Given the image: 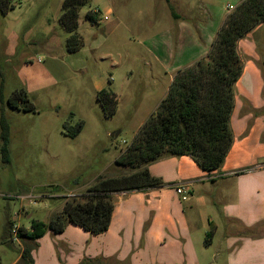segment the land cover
<instances>
[{
  "label": "rangeland",
  "instance_id": "obj_1",
  "mask_svg": "<svg viewBox=\"0 0 264 264\" xmlns=\"http://www.w3.org/2000/svg\"><path fill=\"white\" fill-rule=\"evenodd\" d=\"M62 2L8 0L7 12L0 11V115L9 127L6 163L0 155V264H25V245L37 264H175L179 237L164 230L162 243L155 245L145 236L153 227L148 192L111 197L123 214H116L108 235L95 237L69 223L62 233L47 230L36 242L17 235L32 219L47 223L61 214L66 199L81 201L98 178L130 173L115 160L165 95L173 71H164L150 53L174 38L165 0H88L77 16L82 45L75 53L67 52L68 34L59 24ZM193 2L221 15L231 10L227 4L235 5L234 0H170L178 13ZM89 11L98 12L97 22L86 17ZM182 40L171 43L178 63L204 47L199 41L198 49L181 53ZM161 52L166 55V49ZM102 89L116 95L117 110L110 118L96 100ZM18 90L26 92L33 110L7 106ZM78 123L80 133L67 136ZM204 239L205 232L197 231L191 243L199 248Z\"/></svg>",
  "mask_w": 264,
  "mask_h": 264
},
{
  "label": "crops",
  "instance_id": "obj_2",
  "mask_svg": "<svg viewBox=\"0 0 264 264\" xmlns=\"http://www.w3.org/2000/svg\"><path fill=\"white\" fill-rule=\"evenodd\" d=\"M240 1L227 4L231 10L222 15L195 2L187 3L183 13H171L172 24L167 28L170 34L174 33L175 42L183 37L181 53L197 48L199 41L204 47L197 56L184 54L179 63L177 48L171 49L173 40L162 41L160 44L165 47L150 52L164 71L173 69L166 93L178 70L190 67L207 53L226 15ZM161 48L164 53L166 49V55H161ZM236 49L242 70L233 86L234 103L229 118L232 143L220 167L207 173L189 156L163 158L150 163L148 170L166 182L162 181L164 186L156 188L160 189L158 192L152 190L155 188L135 191L151 193L147 202L153 204V227L145 236L155 245L162 243L164 230L181 239L182 246L173 259L175 264H264V22L239 39ZM170 186L187 188L188 197L181 199L184 204ZM116 194L124 193H112L111 197ZM117 213L122 212L113 205L109 228L95 237L112 233ZM197 231L205 232L199 248L191 243ZM30 254L33 264H37L34 252Z\"/></svg>",
  "mask_w": 264,
  "mask_h": 264
},
{
  "label": "trees",
  "instance_id": "obj_3",
  "mask_svg": "<svg viewBox=\"0 0 264 264\" xmlns=\"http://www.w3.org/2000/svg\"><path fill=\"white\" fill-rule=\"evenodd\" d=\"M87 2H62L59 24L68 34L65 42L68 53H75L81 48V39L76 34L77 16ZM165 2L173 13L170 0ZM8 9V0H0V11L5 13ZM97 13L89 11L86 17L97 22ZM262 22L264 0H241L226 15L207 53L190 67L177 71L165 97L115 160L117 165L128 167L130 173L120 177L98 178L85 190L81 201L66 199L61 214L54 215L47 223L32 219L29 228H18V237L35 241L47 230L62 233L66 223L92 235L105 232L113 213L112 193L164 186L162 180L148 170V165L161 157L189 156L202 171L210 173L218 169L232 143L229 118L234 103L233 86L242 70L237 41ZM96 100L106 118L116 113L117 100L112 91H98ZM6 104L14 110L21 107L25 111L33 110L23 90L15 91L7 98ZM81 130L82 123H78L66 134L75 138ZM8 134V123L1 114L0 155L3 163L8 160ZM8 225L11 227L10 223ZM31 251L30 246H24L21 258L25 264H33Z\"/></svg>",
  "mask_w": 264,
  "mask_h": 264
},
{
  "label": "built area",
  "instance_id": "obj_4",
  "mask_svg": "<svg viewBox=\"0 0 264 264\" xmlns=\"http://www.w3.org/2000/svg\"><path fill=\"white\" fill-rule=\"evenodd\" d=\"M176 190V193L181 197V199L184 201L186 200V196H187V193H188V190L186 187L184 186H178L175 188Z\"/></svg>",
  "mask_w": 264,
  "mask_h": 264
}]
</instances>
